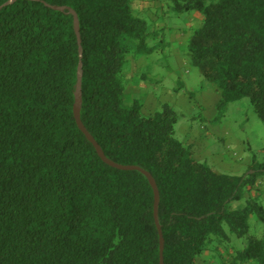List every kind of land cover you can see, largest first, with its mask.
I'll return each mask as SVG.
<instances>
[{
	"label": "trees",
	"instance_id": "16d2710c",
	"mask_svg": "<svg viewBox=\"0 0 264 264\" xmlns=\"http://www.w3.org/2000/svg\"><path fill=\"white\" fill-rule=\"evenodd\" d=\"M0 0V264H159L153 190L158 188L163 264H264V205L246 191L264 173L227 174L192 156L165 104L145 115L123 102L128 54H146L158 32L132 0ZM52 6L72 8L78 20ZM198 11L186 53L221 104L247 97L264 124V0H170ZM231 236L245 238L244 244Z\"/></svg>",
	"mask_w": 264,
	"mask_h": 264
},
{
	"label": "rangeland",
	"instance_id": "374dc122",
	"mask_svg": "<svg viewBox=\"0 0 264 264\" xmlns=\"http://www.w3.org/2000/svg\"><path fill=\"white\" fill-rule=\"evenodd\" d=\"M169 4L170 0H132L133 12L145 18L158 34L148 40V53L128 54L123 102L130 106L137 101L145 115L161 110L165 104L171 106L177 114L175 136L190 147L195 159L222 173H249L251 164H264V124L247 97L219 102L211 83L186 53V42L201 24L202 14L175 13ZM256 179L257 183L263 181L264 188V173L259 172ZM255 195L264 205V193L257 194L252 188L232 206L242 205L245 198ZM249 224L251 234L264 232V224L255 216L250 217ZM231 238L239 245L246 242L245 238ZM208 247L199 258L200 264L214 260L212 246Z\"/></svg>",
	"mask_w": 264,
	"mask_h": 264
},
{
	"label": "water",
	"instance_id": "95a60500",
	"mask_svg": "<svg viewBox=\"0 0 264 264\" xmlns=\"http://www.w3.org/2000/svg\"><path fill=\"white\" fill-rule=\"evenodd\" d=\"M13 0H7L6 2L3 3V5L8 4L10 2H12ZM55 9L61 10V11H67L68 13H70L73 16V24H74V30L75 33L77 35V39H78V43H79V32H78V20H77V16L75 11L68 7V6H52ZM81 49L79 47V62L77 65V78H76V84H75V100H74V104H73V115L76 121V124L78 126V128L81 130V132L85 135V137L92 143V145L94 146L96 153L98 154V156L101 158V160L103 162H105L106 164L115 167L117 169H123V170H128V169H136L141 171L148 179L150 186L152 187L153 190V197H154V202H153V215H154V221L159 233V264H163V256H162V251H163V237H162V233H161V228L158 222V216H157V209H158V203H159V192H158V188L157 185L152 177V175L145 171L144 169L136 166V165H123L120 163H117L109 158H107L105 156V154L103 153L101 147L99 146V144L95 141V139L93 138V136L87 131V129L85 128V126L83 125V123L81 122L80 119V103H81V91H80V85H81Z\"/></svg>",
	"mask_w": 264,
	"mask_h": 264
},
{
	"label": "crops",
	"instance_id": "0c3cea01",
	"mask_svg": "<svg viewBox=\"0 0 264 264\" xmlns=\"http://www.w3.org/2000/svg\"><path fill=\"white\" fill-rule=\"evenodd\" d=\"M257 184H259V186L257 187V188H255V186L253 187V189L254 190H257V194H259V193H264V188H263V181L261 180L259 183H257ZM259 192V193H258Z\"/></svg>",
	"mask_w": 264,
	"mask_h": 264
}]
</instances>
